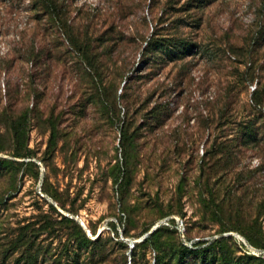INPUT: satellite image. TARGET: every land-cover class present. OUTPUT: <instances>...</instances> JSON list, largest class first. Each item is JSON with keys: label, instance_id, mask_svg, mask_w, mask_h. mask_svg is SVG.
<instances>
[{"label": "rangeland", "instance_id": "374dc122", "mask_svg": "<svg viewBox=\"0 0 264 264\" xmlns=\"http://www.w3.org/2000/svg\"><path fill=\"white\" fill-rule=\"evenodd\" d=\"M174 1L0 0V158L12 161L0 163V264H88L91 249L97 264L264 256L246 236L264 243V143L231 149L248 173L213 179L214 197L198 179L205 120L224 87L238 85L232 110L243 115L264 81V69L237 81L250 62L264 65V0ZM164 9L171 31L194 44L182 59L142 55L155 32L168 35ZM31 46L34 60L23 55ZM19 118L26 132L15 140ZM159 226L158 248L139 243ZM82 233L98 241L82 249ZM181 247L193 252L178 258Z\"/></svg>", "mask_w": 264, "mask_h": 264}, {"label": "trees", "instance_id": "16d2710c", "mask_svg": "<svg viewBox=\"0 0 264 264\" xmlns=\"http://www.w3.org/2000/svg\"><path fill=\"white\" fill-rule=\"evenodd\" d=\"M196 4L195 7H200L201 5L205 4L206 0H195ZM177 3V0L174 1ZM49 4H53L52 1L49 2ZM61 12V9L59 10ZM163 15L166 16L168 12L164 9L162 11ZM170 15H167V17L161 16V19L159 20V23L166 22V27H162L161 30H164L167 36H161L156 37V32L152 35V37L146 41V45L143 48L142 55H145L146 53L151 52H166L168 54V57L172 60L175 59H182L186 51L191 50V48L194 47L193 43H190L187 39V36H181L179 33H173L171 30L173 29L172 22L169 21ZM261 38V35L259 36ZM259 38V40H260ZM256 42V41H255ZM253 41V46L256 45ZM258 42V41H257ZM26 57H33V60L36 58V52L35 48L31 46L29 49L27 48L25 50V53L23 54ZM254 62H250L249 66L245 68V71L240 75L238 78V82L250 80L253 81L254 77L256 76V69L258 71H261L264 69V65H256ZM36 64V61H33L31 63V67L34 69ZM259 75V73L257 74ZM244 76V78H243ZM240 95L241 90L239 89L237 84H231L228 83L224 87L223 95L219 98H217V102L222 99L221 106L218 109V112L211 113L209 115V118H207L205 121L210 126L209 130V136L207 140H205V144L203 147V155L201 158V162L198 166V172H199V186L202 187V189H205V192H208L211 197H214V193L219 192V187L213 188L210 186V182L214 179L218 182H214V184H220L221 186L224 184L225 179H232L231 177L234 175V171H237V163L239 162V151L235 152L234 155L231 152V149L235 146H247V145H254L258 146L262 143H264V132L262 131V123L259 122V117L256 116V113L261 112L260 105L264 100V81L261 82L258 80L256 83V86H254L253 91L251 92L250 100L251 104H248V110L246 114L238 115L237 111L232 110L233 104L234 106L240 101ZM235 111V112H234ZM7 112L5 109H3L0 112V115H5ZM142 125H144L145 121H142ZM141 125V124H140ZM11 129L13 132V135L15 137V140L20 138L22 135L25 134V123H23L22 118L18 119V122L11 121ZM218 132L217 134L211 136V133ZM233 134L230 139L227 140H219L218 136L220 134ZM122 139L123 142L126 141V130H123L122 133ZM23 154L15 153L16 157H20ZM0 163L3 164L5 167L12 163L9 159L6 158H0ZM240 169L237 173L238 174H246L248 171L245 167L238 168ZM246 181L242 179L241 183H236V187L239 186H245L246 187ZM228 185L224 187V191L226 193H231L232 190L230 189L229 181L226 182ZM204 192V191H203ZM237 229V228H231L227 229L225 228V231ZM149 228H146L144 232H147ZM163 230L162 226L156 227L154 230H152L141 242L140 244H153L156 248L158 246L155 243V239L160 231ZM246 236L249 238V240L252 242V244L259 248H264V243L257 244L256 242L252 241V239L248 236L246 233ZM82 240L84 242L82 249H86L88 245L95 244L98 241V238L91 239L89 238L85 233H82ZM226 237H221L220 239H215L211 243L212 245H218L221 242H225ZM122 246L126 248L125 243H122ZM178 251V258L183 255H187V253L193 252V250H187V248L181 247ZM92 250V249H91ZM89 250L88 256H87V262L88 264H97L102 263L104 261L94 262V251ZM203 250H197L195 253L202 258H206V253ZM187 252V253H186ZM219 257L221 261H223V264H228L226 262V257L223 255L221 251H219ZM184 259V258H183ZM105 260V259H104ZM205 260V259H204ZM258 264H264V256L257 258ZM237 264H241L238 262Z\"/></svg>", "mask_w": 264, "mask_h": 264}, {"label": "built area", "instance_id": "2783aa9c", "mask_svg": "<svg viewBox=\"0 0 264 264\" xmlns=\"http://www.w3.org/2000/svg\"><path fill=\"white\" fill-rule=\"evenodd\" d=\"M177 228L182 231L183 226H182V222H177Z\"/></svg>", "mask_w": 264, "mask_h": 264}, {"label": "water", "instance_id": "95a60500", "mask_svg": "<svg viewBox=\"0 0 264 264\" xmlns=\"http://www.w3.org/2000/svg\"><path fill=\"white\" fill-rule=\"evenodd\" d=\"M154 229H155V227H153L148 233H150V232H151L152 230H154ZM146 235H147V234H146ZM146 235H144V236L142 237V239L145 238ZM142 239H141V240H142Z\"/></svg>", "mask_w": 264, "mask_h": 264}]
</instances>
